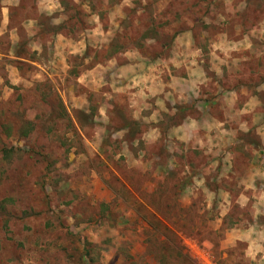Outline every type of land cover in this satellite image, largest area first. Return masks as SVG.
<instances>
[{"label": "rangeland", "instance_id": "1", "mask_svg": "<svg viewBox=\"0 0 264 264\" xmlns=\"http://www.w3.org/2000/svg\"><path fill=\"white\" fill-rule=\"evenodd\" d=\"M58 1L76 36L91 29L87 58L69 55L73 67L54 82L25 65L17 84L0 59V264H252L244 241L227 235L253 216L234 200L243 187L220 180L211 202L202 154L142 136L130 101L141 73L128 65L135 51L154 62L171 55L172 76L188 77L182 57L202 60L200 95H260L264 0ZM98 62L109 69L91 81ZM224 189L232 201L219 200Z\"/></svg>", "mask_w": 264, "mask_h": 264}, {"label": "crops", "instance_id": "2", "mask_svg": "<svg viewBox=\"0 0 264 264\" xmlns=\"http://www.w3.org/2000/svg\"><path fill=\"white\" fill-rule=\"evenodd\" d=\"M19 10L24 12L23 17L17 15ZM68 23V15L58 0H0V38L8 40L7 45L0 42V59L12 84L28 80L22 68L25 65L33 69L34 77L40 74L43 79L54 82L60 68L64 71L73 67L67 60L69 55L78 53L87 58L85 51L93 45L91 29L83 27L80 35L76 36L71 26L66 27ZM132 55L136 58L128 66L137 68L141 74L131 82V117L146 126L142 136L150 139L149 142L164 140L170 145L171 152L188 153L194 148L202 154L200 167L206 174H202L201 183L212 185L211 202L217 198L218 190L214 184H219L220 180L229 186L243 187L234 200L250 203L253 216L248 224H238L236 229L227 232L228 241H244L251 263L264 264V208H261L264 206V79L254 87L260 90V95L253 91L246 100L237 103L239 90L235 89H228L221 98L205 91L200 95L201 89L197 84L206 80L205 66L198 64L202 60L194 66L182 57L187 62L183 64L181 61L177 65L189 75L182 77L172 76L171 55L155 62L140 52L135 51ZM117 66L121 72L128 70L127 62L124 65L117 63ZM106 69L109 65L98 62L86 74L91 81H97L102 79ZM200 72L205 75L198 77ZM198 96L204 99L198 100L201 109L193 107V97ZM214 106L223 112H215ZM175 110L181 114L174 116ZM122 126L121 129L126 127ZM239 132L247 138L241 140ZM240 149L244 150L240 152ZM221 152L227 153L221 157ZM217 155L219 157L215 158ZM240 157L241 164L238 162ZM219 167L221 174H218ZM240 168L243 173L238 171ZM216 169L215 174L207 172ZM257 186H262L261 191ZM229 191H221L219 200L232 201V198L228 199Z\"/></svg>", "mask_w": 264, "mask_h": 264}]
</instances>
